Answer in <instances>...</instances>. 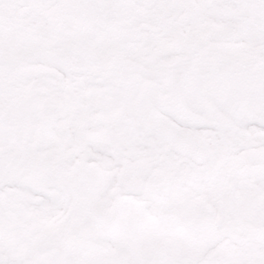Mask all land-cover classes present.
I'll return each instance as SVG.
<instances>
[{
	"label": "snow or ice",
	"instance_id": "snow-or-ice-1",
	"mask_svg": "<svg viewBox=\"0 0 264 264\" xmlns=\"http://www.w3.org/2000/svg\"><path fill=\"white\" fill-rule=\"evenodd\" d=\"M0 264H264V0H0Z\"/></svg>",
	"mask_w": 264,
	"mask_h": 264
}]
</instances>
